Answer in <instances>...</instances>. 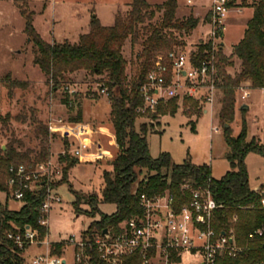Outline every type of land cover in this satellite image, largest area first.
<instances>
[{"label":"trees","instance_id":"16d2710c","mask_svg":"<svg viewBox=\"0 0 264 264\" xmlns=\"http://www.w3.org/2000/svg\"><path fill=\"white\" fill-rule=\"evenodd\" d=\"M235 0H230L232 7ZM25 19V33L34 45V63L48 76L54 90L58 89L61 80L78 71H85L93 76H105L107 80L100 86V91L107 89V97L111 107L110 121L114 127L118 154L112 162L113 171L104 172V187L100 198H87L89 216H95L99 203L114 204L115 214L102 216L100 221L93 223L83 234L93 237L106 229L117 227L123 221L141 214L140 196L154 195L170 190L179 204L184 203L189 192L183 189L185 183H192L195 188L202 187L211 190L216 202L222 206L215 214L214 228L218 233H235L236 244L244 248L238 257L222 256L217 264H252L264 259V186L253 190L249 185V174L245 158L249 152H258L264 157V143L255 138L249 140L247 120L243 118L241 132L232 135L230 125L235 120L236 94L241 86L249 89H264V0H257L252 6L253 15L248 21L242 40L234 46L232 56L240 61V71L232 76L227 73V67H233L231 57L225 56L223 49L217 55V67L220 79V93L222 109L219 122L223 125L225 143L228 148L227 159L233 171L228 172L221 180H214L211 169L207 165H194L190 161L177 165L169 154H162L153 159L150 155L147 137L138 133L135 122L138 118L137 110L142 105L138 94L139 86L145 82L149 71L155 66L160 57L170 65L169 54L178 42L175 33L189 35L195 31L200 23L193 14L184 18H177L178 1L167 0L160 5H151L147 0H133L130 10L115 17L110 27L103 26L98 17L93 14L90 20V31L81 35L77 43L65 41L63 43H48L34 27V12H29L28 0H13ZM162 18L154 23L157 14ZM130 40L132 45L143 40L141 52V70L138 78L128 82L126 75L127 61L123 56V47ZM211 50L210 44H200L194 64L199 65L207 59ZM244 83V84H243ZM13 87L25 89L26 83L15 81ZM178 100L174 99L168 105L171 114L178 109ZM195 101L194 99H188ZM62 104L69 107L72 113L76 107V115L69 119L70 123L83 122V108L78 96L71 98L65 95ZM197 107L198 102H194ZM164 107L159 111L163 112ZM168 110V111H169ZM196 110V108H195ZM194 110V111H195ZM246 113V111H240ZM188 114L197 115L189 110ZM7 120H10L8 115ZM5 120V122H7ZM229 125V128L226 126ZM146 124L144 130H146ZM37 135L44 138L42 145L48 141V127L41 126L36 130ZM19 141L10 140L6 148H0V192L9 188V168L13 165L38 164L50 159L48 148L44 145L40 154L32 159V152H20L17 148ZM76 160L69 161L73 167ZM145 174V178L140 179ZM67 169L63 179L66 180ZM7 185V186H6ZM10 189V188H9ZM46 198V190L38 188L26 190L23 206L20 211H10L0 203V264H26L23 252L17 244L8 240V232H25L28 227L39 232L44 240L49 235V229L40 225L41 207ZM77 212L80 211L81 199L75 203ZM79 217V216H78ZM258 230L262 236L254 239L250 235ZM52 256L63 255V244H52ZM95 264H102L97 256L93 257ZM123 264H140L137 258H128Z\"/></svg>","mask_w":264,"mask_h":264},{"label":"rangeland","instance_id":"374dc122","mask_svg":"<svg viewBox=\"0 0 264 264\" xmlns=\"http://www.w3.org/2000/svg\"><path fill=\"white\" fill-rule=\"evenodd\" d=\"M29 12H34V27L38 34L48 43H63L69 41L77 43L81 35L90 31V20L95 14L103 26L114 24L115 17L120 13L126 14L130 10L133 0H28ZM151 5H160L167 0H147ZM177 18L184 19L191 14L198 17L200 24L210 9L212 0H194L188 5V0H177ZM257 0H235L232 11L225 21V47L223 53L230 57L234 46L243 37L247 23L252 16V6ZM240 10L242 12L240 13ZM162 18L157 14L154 23ZM208 27L200 26L191 34L175 33L178 42L182 45L174 47L173 51L195 53L200 44L205 42ZM143 40L132 45L128 40L123 47V56L127 61L126 75L128 82L138 78L141 70V52ZM34 45L25 33V19L13 0H0V148L13 138L19 141L17 148L20 152H32V159L40 154L45 145L50 158L57 159L62 149L59 135H52L49 131L48 141L43 144L44 138L37 135V128L48 127L50 120L62 119L65 123L74 117L76 109L71 113L68 106L62 104L66 95L65 88L77 90L79 102L84 109L86 121L99 119L91 125L94 130L102 129L90 141L101 145L106 156L93 163L79 164L73 167L62 162L63 176L67 169L66 180L56 183L53 195L60 199L54 202L49 213V236L47 242L63 244V255L67 264H74V248L69 242L71 236L80 238L102 216H111L116 213L114 204L99 203L95 216H89L90 209L87 198H100L104 187V172H112V162L115 160L119 147L117 145L114 127L110 121L109 98L100 91V86L107 80L105 76H93L85 71H78L61 80L58 89L54 90L48 76L34 63ZM172 51V52H173ZM233 67H227V73L235 76L241 69L240 61L232 56ZM27 84L25 89L14 88L13 82ZM244 84V83H243ZM250 96L246 101L251 110L240 112L243 104L239 100L240 91L236 94L235 120L230 125L232 135L238 136L241 132L243 118L247 120L249 140L255 138L264 143V93L259 90H249ZM222 93H218L213 110L204 114L205 106L199 101L178 100L179 109L171 114L168 106L163 112L154 115H138L135 128L143 133L148 140L150 155L157 159L162 154H169L175 164L186 161L200 166L207 165L211 169L214 180H221L228 172L233 171L227 159L228 148L225 143L223 125L219 122L222 109ZM194 102H198L196 107ZM196 108V110H195ZM169 110V111H168ZM196 112L197 115L188 114ZM195 110V111H194ZM8 115L11 117L7 120ZM7 120V122H5ZM102 120V121H100ZM146 124V130L144 125ZM49 130V127H48ZM95 150V147H94ZM249 174V185L253 190L264 186V157L258 152H249L245 158ZM70 167V169H69ZM145 178V174L140 178ZM7 186V185H6ZM81 199V208L77 212L75 203ZM0 203L10 211L18 212L23 204L16 201L8 188L0 192ZM79 216V217H78ZM235 236L233 230L230 231ZM0 242L2 239L0 238ZM47 253L45 245L31 246L23 252L26 264H32L34 257ZM51 254V252H50Z\"/></svg>","mask_w":264,"mask_h":264},{"label":"built area","instance_id":"2783aa9c","mask_svg":"<svg viewBox=\"0 0 264 264\" xmlns=\"http://www.w3.org/2000/svg\"><path fill=\"white\" fill-rule=\"evenodd\" d=\"M193 1L188 0V5H193ZM229 3L230 0H212L204 18L203 24L208 27L204 44L211 45L207 59L195 65L196 52L176 51L168 56L170 65L162 57L158 59L138 88L142 100L137 110L139 115L157 114L160 107L168 106L174 99H194L205 106L207 113L213 110L220 92L217 55L220 49L224 50L225 21L232 11ZM238 90L239 100L245 104L250 89L241 86ZM65 92L71 98L77 95V90L68 87ZM101 92L107 95V89ZM48 127L52 135L60 136L62 143L57 159L50 158L36 165L11 166L8 186L13 198L22 204L26 190H46L39 223L49 229L52 204L60 202L53 195L54 187L63 179L64 165L71 160L93 163L107 153L101 145L90 141L97 130L89 125L52 119ZM183 189L189 192V197L182 204L170 190L154 195L144 193L140 196L141 214L107 229V235L71 236L69 242L74 248V264H95L94 254L102 264H123L128 258H137L140 264H217L222 256L235 258L243 253L244 248L236 244L232 233L215 230V214L222 206L216 202L211 190L195 188L192 183H185ZM262 235L258 230L250 238ZM48 236L41 240L39 232L31 227L23 233L8 232L6 235L21 249L26 246L47 247V253L34 257L32 264H63L62 258L50 254ZM252 264H264V259Z\"/></svg>","mask_w":264,"mask_h":264},{"label":"crops","instance_id":"0c3cea01","mask_svg":"<svg viewBox=\"0 0 264 264\" xmlns=\"http://www.w3.org/2000/svg\"><path fill=\"white\" fill-rule=\"evenodd\" d=\"M242 12V10H240V13ZM252 15H253V10H252ZM199 17V16H198ZM197 17V18H198ZM251 18H252V16H251ZM250 18V19H251ZM249 19V20H250ZM103 25V24H102ZM112 26V25H111ZM200 26H204V27H206V24H200L199 23V25H198V27H200ZM106 27H110V26H106ZM197 27V28H198ZM197 30V29H196ZM225 33V32H224ZM224 36H225V34H224ZM244 36V35H243ZM242 38L243 37H241V39L238 41V43L242 40ZM223 43H224V47H225V42H224V40H223ZM237 43V44H238ZM236 44V45H237ZM251 91H253L254 89H250ZM257 90H259V91H261V92H263L264 93V89L263 90H260V89H257ZM108 103H109V101H108ZM246 105H248L249 106V110H251V105H249V104H247V103H245ZM245 104H242L241 106H243V105H245ZM109 105H110V103H109ZM110 112H111V107H110ZM238 112V110L236 111V113ZM110 114V113H109ZM204 114H208L206 111H204ZM96 121H99V119H92V120H90V121H86V119H85V113H84V109H83V122H82V124H84V125H89V126H91V125H96V124H93L94 122H96ZM100 121H102V120H100ZM92 127V126H91ZM98 132H104V130H102V129H99V130H97V134H98ZM79 164H85V163H81V162H79ZM31 248V247H30ZM36 257V256H35ZM63 262H65L64 264H67V261L66 260H63Z\"/></svg>","mask_w":264,"mask_h":264},{"label":"water","instance_id":"95a60500","mask_svg":"<svg viewBox=\"0 0 264 264\" xmlns=\"http://www.w3.org/2000/svg\"><path fill=\"white\" fill-rule=\"evenodd\" d=\"M29 42H30V40H29ZM222 48H224V43L222 44ZM249 109H250L249 106L246 105V104L240 107V111H249ZM226 128H229V125H227ZM71 166H72V164H71ZM71 166H70V167H71ZM70 167H69V169H70ZM103 234H104V235H107V234H108V230H107V229L104 230ZM64 263H65V262H63V264H64Z\"/></svg>","mask_w":264,"mask_h":264}]
</instances>
